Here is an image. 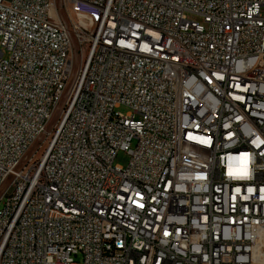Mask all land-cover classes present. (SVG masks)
Instances as JSON below:
<instances>
[{"label":"built area","instance_id":"built-area-1","mask_svg":"<svg viewBox=\"0 0 264 264\" xmlns=\"http://www.w3.org/2000/svg\"><path fill=\"white\" fill-rule=\"evenodd\" d=\"M0 205V264H264V0H0Z\"/></svg>","mask_w":264,"mask_h":264},{"label":"rangeland","instance_id":"rangeland-1","mask_svg":"<svg viewBox=\"0 0 264 264\" xmlns=\"http://www.w3.org/2000/svg\"><path fill=\"white\" fill-rule=\"evenodd\" d=\"M5 57L8 58V55H5ZM117 111L121 112L123 114H127L129 112V109L127 107H121ZM54 122H56V121L54 120ZM54 122L52 123V125L55 124ZM135 145H136V143L134 142L132 144V148H134ZM129 161H130L129 154L121 151V152H119V154L117 155V157L115 159V164L126 168L129 164ZM2 208H3V206L0 205V209H2ZM73 259H74V264H83L82 255L74 256Z\"/></svg>","mask_w":264,"mask_h":264},{"label":"bare ground","instance_id":"bare-ground-1","mask_svg":"<svg viewBox=\"0 0 264 264\" xmlns=\"http://www.w3.org/2000/svg\"><path fill=\"white\" fill-rule=\"evenodd\" d=\"M254 258L257 262H261L264 261L263 257L258 258V256L256 255V253L254 254ZM259 259V260H258ZM262 263V262H261Z\"/></svg>","mask_w":264,"mask_h":264}]
</instances>
